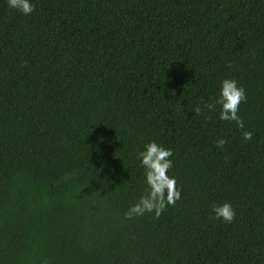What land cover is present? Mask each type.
<instances>
[{
  "label": "trees",
  "instance_id": "obj_1",
  "mask_svg": "<svg viewBox=\"0 0 264 264\" xmlns=\"http://www.w3.org/2000/svg\"><path fill=\"white\" fill-rule=\"evenodd\" d=\"M33 3L0 0V264H264V0ZM224 77L243 129L193 112ZM148 139L180 198L125 219Z\"/></svg>",
  "mask_w": 264,
  "mask_h": 264
},
{
  "label": "clouds",
  "instance_id": "obj_2",
  "mask_svg": "<svg viewBox=\"0 0 264 264\" xmlns=\"http://www.w3.org/2000/svg\"><path fill=\"white\" fill-rule=\"evenodd\" d=\"M6 6L10 10L22 16H28L34 11L33 0H6ZM246 100V92L243 85L235 78L224 77L219 81L218 91L210 101H203L193 109L194 113H200L202 108L208 111L217 109L218 119L234 122L237 128H244V122L239 115V105ZM251 131L241 133L242 140L248 141L252 137ZM216 146L225 144L223 138L216 140ZM138 167L143 170L144 190L124 212L125 219L142 216L146 212L158 217L167 206L173 205L180 198V189L174 175L169 170L174 167L173 149L158 143L154 139L145 141L135 154ZM212 218L223 223H232L236 210L233 205L225 201L211 205Z\"/></svg>",
  "mask_w": 264,
  "mask_h": 264
}]
</instances>
